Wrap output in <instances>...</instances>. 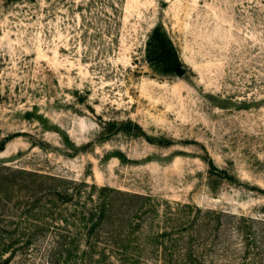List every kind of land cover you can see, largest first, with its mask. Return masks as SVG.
Instances as JSON below:
<instances>
[{
  "label": "rangeland",
  "instance_id": "obj_1",
  "mask_svg": "<svg viewBox=\"0 0 264 264\" xmlns=\"http://www.w3.org/2000/svg\"><path fill=\"white\" fill-rule=\"evenodd\" d=\"M0 264H264V0H0Z\"/></svg>",
  "mask_w": 264,
  "mask_h": 264
}]
</instances>
